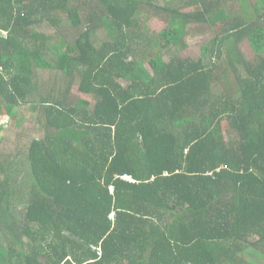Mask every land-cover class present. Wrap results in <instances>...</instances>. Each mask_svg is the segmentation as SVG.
I'll return each mask as SVG.
<instances>
[{"label": "trees", "instance_id": "obj_1", "mask_svg": "<svg viewBox=\"0 0 264 264\" xmlns=\"http://www.w3.org/2000/svg\"><path fill=\"white\" fill-rule=\"evenodd\" d=\"M230 2L0 0V113L28 107L45 133L0 155V264L264 262V22Z\"/></svg>", "mask_w": 264, "mask_h": 264}, {"label": "rangeland", "instance_id": "obj_2", "mask_svg": "<svg viewBox=\"0 0 264 264\" xmlns=\"http://www.w3.org/2000/svg\"><path fill=\"white\" fill-rule=\"evenodd\" d=\"M222 7L219 8L224 12V15L228 18V20H232L233 18L242 16L246 14L252 17L253 20L259 19L262 16V22H264V7L259 4L258 0H247L240 2L239 0H231L230 4L221 5ZM242 8V7H244ZM196 8L195 7H187L184 10L186 12H193ZM152 12H142V20L145 32L149 35L154 36L155 34H159L162 30L166 28V22L161 19L160 16H156L155 14H151ZM219 22L223 21L218 20ZM45 27L38 28L39 31H46L49 36H52L51 42H53L54 47L59 48L62 45V42H65L64 36L67 35V31H64L62 34L57 32L55 27L46 28V23L44 24ZM68 28V35L67 38L69 40L75 34V29L70 27V24L67 20L64 21V27ZM221 29L220 23L216 24V26H209L208 25H200L197 26L193 31L192 34H188L186 40L188 44V48L186 51L181 52L180 55L183 57H188L192 59H197L201 55V48L208 42L214 38L215 32ZM107 30V29H106ZM198 31V32H196ZM106 33L104 30H101L100 37H106ZM154 46L157 49L158 53L162 52L161 46L154 41ZM241 53L243 57L249 61L253 62L255 59V53L253 52L251 46L249 45L248 41H243L240 46ZM157 54L154 53L152 58L155 57ZM235 58V57H234ZM237 61V59L235 60ZM148 66V65H147ZM150 67V66H149ZM38 72H41L42 76L49 77L52 74V71H43L40 69H36ZM50 70V69H45ZM78 85V84H77ZM76 85V86H77ZM73 94L83 98L85 100H89L92 103V100L89 97L78 94L77 90L73 91ZM0 126L3 127L2 133H0V155L4 158L7 157L9 154H13L18 149H21V146L24 147L28 145L29 141L33 138H43L45 136L43 126L38 122L37 113L30 110L28 107L25 106H18L15 107L14 110L7 114L5 111L0 113ZM6 129V130H5ZM127 179H130L126 176ZM259 263V260H255ZM261 264H264L262 262Z\"/></svg>", "mask_w": 264, "mask_h": 264}, {"label": "crops", "instance_id": "obj_3", "mask_svg": "<svg viewBox=\"0 0 264 264\" xmlns=\"http://www.w3.org/2000/svg\"><path fill=\"white\" fill-rule=\"evenodd\" d=\"M0 122H1V120H0Z\"/></svg>", "mask_w": 264, "mask_h": 264}, {"label": "bare ground", "instance_id": "obj_4", "mask_svg": "<svg viewBox=\"0 0 264 264\" xmlns=\"http://www.w3.org/2000/svg\"><path fill=\"white\" fill-rule=\"evenodd\" d=\"M126 178V177H125Z\"/></svg>", "mask_w": 264, "mask_h": 264}]
</instances>
